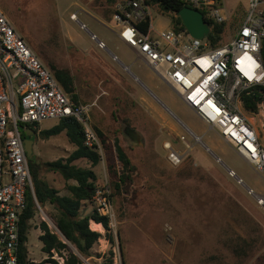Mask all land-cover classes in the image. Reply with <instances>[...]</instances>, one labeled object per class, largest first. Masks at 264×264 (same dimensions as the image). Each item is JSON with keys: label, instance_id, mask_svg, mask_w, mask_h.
I'll list each match as a JSON object with an SVG mask.
<instances>
[{"label": "rangeland", "instance_id": "obj_1", "mask_svg": "<svg viewBox=\"0 0 264 264\" xmlns=\"http://www.w3.org/2000/svg\"><path fill=\"white\" fill-rule=\"evenodd\" d=\"M78 1L92 12L100 9L105 16L113 14L116 9L114 3L123 5L126 2ZM78 1L0 0V8L14 30L23 37L44 64L45 55L57 67H63L64 53L58 50L64 49V40L57 26L59 21L63 29L71 24L68 15L79 9ZM219 6L228 14L221 35V41L225 43L234 35L247 7V0H221ZM150 12V23L154 30L164 29L167 18L156 9L150 8ZM77 18L125 65H130L128 72L118 67L125 80L138 85L131 76L133 74L148 85L154 97L181 124L201 137V143L211 153L205 152L201 145H196L191 156L185 158L178 166H171L160 147L158 153L163 154L162 156L152 153L153 146L145 140V135L141 133V136L133 129H139L138 126L131 125L134 122L133 115L130 111H124L117 102L118 98L121 99L126 93L116 92V109L106 108L103 120L105 125L93 128L95 131L99 128L111 143L114 136L118 139L116 147L126 154L135 168L133 180L126 187V192L123 191L120 195L113 192L115 222L112 227L109 226L108 232L101 227V237L90 250L93 258L79 256L75 248L70 246L73 252L81 258L83 264H101L107 261L109 252H112V264H264V206L257 205L255 199L246 193L245 187L236 184V180L227 175V169L232 170L246 187L260 195H264V179L220 139L217 131L209 130L151 69L140 60L132 63L135 57L129 50L122 48L109 25H102L81 11H78ZM82 37L86 41L89 40L85 32H82ZM99 86L101 90L107 88ZM99 97V103L107 99L106 96ZM166 113L169 125L164 127V138H172L175 131L177 134H183L185 130L179 122ZM248 116L260 141L264 143V132L261 129L264 107L260 106L257 113ZM57 123L58 120L55 119L46 120L38 124V127L40 130H49ZM130 130L139 135L138 144L130 140ZM176 141L178 142V138ZM67 143L65 135L62 134L46 140L38 134L37 147H33L34 161H53L57 154L67 155L74 150ZM175 146L182 148L179 142ZM66 149L68 152H65ZM100 157V162L93 167V171L100 184H110L104 151ZM75 163L79 167H85L82 162ZM41 179L54 188L62 187L64 183L61 176L53 172L44 171ZM40 208L41 212H36L34 218L29 221L26 247L29 252L28 259L32 264H49L45 262L49 256L41 251L39 225L44 222L49 231L55 233L52 227V224H55L50 217L54 211L49 205ZM92 209L86 205L82 213L88 214ZM109 236L113 238L112 244L108 242ZM96 253H99V258ZM52 257L61 260L56 254H52Z\"/></svg>", "mask_w": 264, "mask_h": 264}, {"label": "built area", "instance_id": "obj_2", "mask_svg": "<svg viewBox=\"0 0 264 264\" xmlns=\"http://www.w3.org/2000/svg\"><path fill=\"white\" fill-rule=\"evenodd\" d=\"M181 1L195 10H204L214 23L228 20L227 12L219 6L221 0ZM150 17V7L143 0H127L112 15L118 28L116 36L136 52L209 130L217 131L220 139L264 179V143L244 112L240 98L254 87L264 88L261 52L264 0H247L234 35L214 49L208 47L207 37L193 39L186 32L172 28L156 32L151 27ZM69 18L85 29L75 13ZM146 18L149 26L142 34L134 23ZM91 37L95 39L94 35ZM98 47L103 48V43L98 42ZM89 107L77 105L64 93L0 9V264H17L20 220L27 191L33 196L23 131L46 120L74 118L81 125L83 145L102 156L100 139L89 124ZM261 129L264 132V117ZM178 142L181 149L168 142L163 144L171 166H178L196 145L209 152L201 143V137L188 128L178 136ZM227 175L245 187L257 205L264 206V195L246 187L232 170L227 169ZM107 185L103 183L95 188L91 203L112 227L115 214ZM34 204L36 211L41 212L35 200Z\"/></svg>", "mask_w": 264, "mask_h": 264}, {"label": "trees", "instance_id": "obj_3", "mask_svg": "<svg viewBox=\"0 0 264 264\" xmlns=\"http://www.w3.org/2000/svg\"><path fill=\"white\" fill-rule=\"evenodd\" d=\"M143 3L151 9H156L162 16H165L172 29L177 32H185L184 27L177 16V12L183 7L188 6L181 0H143ZM189 7V6H188ZM204 16L205 22L209 25L210 31L206 38L208 47L211 49L221 46V35L224 31L225 23L217 24L207 18L205 11L199 10ZM114 13V11H113ZM112 15V13H110ZM135 27L140 33L145 34L149 26V19L135 22ZM33 51V50H32ZM264 58V42L261 47ZM36 54V53H35ZM37 55V54H36ZM38 56V55H37ZM40 59V57L38 56ZM46 68L49 69L52 76L60 84L65 94L75 102L74 88L72 78L67 69L59 68L53 64L47 56H43ZM41 60V59H40ZM241 104L244 112L253 115L258 112L259 106L264 107V88L254 87L250 91L241 95ZM30 128H32L30 126ZM64 132L69 144L74 150L66 157L51 162H38L29 160V169L33 186V196L30 191L26 193L25 209L22 212L20 220V247L18 251L17 264H32L28 259L27 252V233L30 229L29 221L36 214L34 200L40 207L51 206L54 213L50 216L55 227L60 232L64 241L49 231L47 225L41 222L39 229L41 235V251L49 256L47 263L57 264L52 257L56 253L63 259V264H83L81 257L89 258L92 256L91 248L101 237V234L91 231L88 227L89 221L100 224L106 232L109 231L107 218L97 214L96 210L88 214H83V208L91 203L95 188L101 186L97 175L92 168L99 164L100 156L95 151L86 148L83 145V135L81 125L74 118L59 120L58 124L49 130L41 132V138L48 139ZM98 138L103 146L106 159L107 172L110 178L111 199L114 194L120 195L127 191V186L132 182V174L135 172L134 166L130 163L126 154L120 152L116 147V140L111 143L110 140L99 130L96 131ZM114 154V156H113ZM85 160L90 167L83 168L74 164L77 160ZM44 171L57 173L63 179L61 189L48 186L42 179ZM113 190V191H112ZM108 242L112 244V236L108 237ZM73 246L79 256L70 248ZM64 253V255H63ZM112 252H109L107 261L101 264H112Z\"/></svg>", "mask_w": 264, "mask_h": 264}, {"label": "crops", "instance_id": "obj_4", "mask_svg": "<svg viewBox=\"0 0 264 264\" xmlns=\"http://www.w3.org/2000/svg\"><path fill=\"white\" fill-rule=\"evenodd\" d=\"M78 2L80 6L79 9H76L75 11L70 12L69 15L72 13H75L76 18H77L78 11H81L87 16H89L90 18L97 20L102 25H109V27L113 29L114 34L116 36V32L118 31V28L112 21V15L116 12L117 8L121 4L114 3L113 5L116 8L114 10V13L110 16L109 15L105 16L102 11H99L100 9L97 8L95 9L96 10L95 12L94 11L92 12L88 10L81 1H78ZM69 15H68V18H69ZM69 20L71 21V24L68 26L67 25L65 26L66 30L62 28V24L60 21L57 26V29L59 33H61V37H63V40H64V45H63L64 49H60L58 50V52L61 50L63 51L64 62H65L64 63L65 65L63 67L64 69H67L69 71L71 78H72L74 95L76 97L74 103L90 105L89 110L87 112L90 126L93 128V126L99 127V126L105 125V122L103 121L105 120L104 110H106V108H110V110L116 109V105H115L116 103L114 102L117 100L116 92H120L121 94L126 93V95L124 97H121V99L118 98L117 102L121 104V107L124 111H130L131 115H133L132 119L134 120V122H132L131 125H135L139 127V129L133 127V129L138 131L141 136H142L141 133L145 135V140L147 142L149 141L151 143V146H153L152 151H151L152 153L155 152V154L159 156H162L164 154V156L166 157L167 152L163 148V144L168 142L172 146L177 148L175 146L176 143H178L176 141V138H178V136L180 135H183L185 131L183 132V134H180V133L177 134L175 129L174 130L172 129L173 131H175V134L172 135V138H170L169 136H167V138H164V127H166V125H169L166 112L171 114L170 111H168V109L157 98L154 97V95L150 92L149 86L146 85L145 83H142V81L138 80L136 76L131 74V76L137 82L138 85L128 83V81L125 80L123 74L121 73L122 72L121 69H119L118 67L120 66L124 71L128 72L130 69V65L129 66L125 65L118 58L117 55H115L111 50H109L105 46V44L101 40H99L93 33L89 32L86 27L85 29H82L77 22L71 20L70 18ZM170 28L172 27L170 26L169 20L167 19V25L165 26L164 29H161V30H166ZM161 30H156V31H161ZM82 32H85L88 35V38H89L88 41H86V39L82 37ZM151 34H153V32ZM92 35L95 36V39L91 37ZM119 41L123 46L122 48H124L125 51L129 50L130 53H132L133 56L135 57L132 60V63L140 60L145 66H147L141 59L137 57L136 52L133 49L129 48L121 40ZM98 42L103 43L104 47L103 48L98 47ZM63 67L61 66L59 68H63ZM100 79L103 80V84H101L102 80ZM99 85H102L103 87H107V88H104L101 90V86ZM100 95L107 97V99L102 103H99V100L101 98L99 97ZM153 101L155 103H153ZM177 122H179L183 130H185L186 127L183 124H181L179 120H177ZM31 129L33 130L36 136L38 134L41 135V132L46 131V130H40L38 125L32 126ZM96 129L100 130L99 128H96ZM93 130L95 131L94 128ZM60 134L65 135L64 132ZM56 136H53V137H56ZM53 137H50V138H53ZM23 138H24V133H23ZM43 140H46V139H43ZM113 140L118 141V139L115 136ZM67 144L73 147L71 144L69 143ZM33 147H35V149L37 147L36 137L33 143ZM33 147H32V150H33ZM159 147L161 148L162 151H164L162 155L158 153ZM65 152H68L67 149L65 150ZM205 152H208V151H205ZM70 153H68L67 155L63 153V155H59V156L57 154V158L55 160L60 159V158H66ZM208 153H211V151L209 150ZM191 154H192V151L189 153L188 156H191ZM37 156L39 157V153H37ZM47 162H51V161H47ZM75 162H79V163L82 162V164L85 166L83 168L90 167L89 163L87 164L86 163L87 161L83 159L77 160ZM75 162L74 164H76ZM61 188L62 187H58L56 189H61ZM87 205L91 209L93 208L92 203H89ZM53 227L56 231L54 234L60 235V236L58 235L57 236L59 237V239L64 241L63 237L61 236L60 232L55 227V225H53ZM88 227L91 231H94L100 234V229H101L100 224L94 223L93 221H89ZM52 254H56V253H52ZM96 254H97L96 257L99 258L98 256L99 253H96ZM52 258L53 257H51V259ZM91 258L93 257L91 256ZM60 259L61 260L53 259V261H55L57 264H63V259L61 257ZM49 264H52V263H49Z\"/></svg>", "mask_w": 264, "mask_h": 264}, {"label": "water", "instance_id": "obj_5", "mask_svg": "<svg viewBox=\"0 0 264 264\" xmlns=\"http://www.w3.org/2000/svg\"><path fill=\"white\" fill-rule=\"evenodd\" d=\"M177 16L180 19L185 32L191 38L201 40L208 36L210 27L205 22L204 16L200 11L190 8L188 6H183L177 12ZM23 133H24V138L22 142L26 157L28 160H33L34 153L32 147L34 141L30 138L34 136V132L31 128H26ZM128 133L130 140L133 141L135 144H138L140 139L139 135L133 130H130Z\"/></svg>", "mask_w": 264, "mask_h": 264}, {"label": "flooded vegetation", "instance_id": "obj_6", "mask_svg": "<svg viewBox=\"0 0 264 264\" xmlns=\"http://www.w3.org/2000/svg\"><path fill=\"white\" fill-rule=\"evenodd\" d=\"M35 137H36V135L34 134V136H32L30 139H32L33 141H35Z\"/></svg>", "mask_w": 264, "mask_h": 264}]
</instances>
